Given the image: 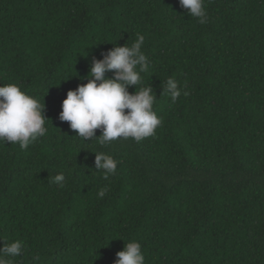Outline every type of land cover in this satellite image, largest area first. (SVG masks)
<instances>
[{"label": "trees", "instance_id": "16d2710c", "mask_svg": "<svg viewBox=\"0 0 264 264\" xmlns=\"http://www.w3.org/2000/svg\"><path fill=\"white\" fill-rule=\"evenodd\" d=\"M205 7L202 25L179 0H0V85L18 84L49 119L27 150L0 144V238L25 246L14 264H114L132 240L145 264H264V0ZM137 33L163 122L140 142H84L59 120L62 101ZM91 152L117 174L104 179ZM60 172L64 188L50 183Z\"/></svg>", "mask_w": 264, "mask_h": 264}, {"label": "clouds", "instance_id": "9594fccd", "mask_svg": "<svg viewBox=\"0 0 264 264\" xmlns=\"http://www.w3.org/2000/svg\"><path fill=\"white\" fill-rule=\"evenodd\" d=\"M187 14L197 18L200 24L208 23L205 0H179ZM145 36L137 33L134 43L129 46L113 45L111 50L102 53L103 59H93L86 77L87 83H81L75 90H69L62 101L59 114L61 122H68L84 142H98L102 147L110 146L117 139H134L140 142L153 137L161 126L162 119L153 110L157 98L154 89L144 85L142 74L151 70L148 56L142 50ZM111 72L112 76L106 74ZM135 88L129 92V88ZM162 93L175 102L181 96V88L174 78L163 82ZM184 96L189 95L187 91ZM127 110V111H125ZM48 118L45 116V103L27 94L18 84L0 85V144H18L21 150L46 137ZM100 135H96V130ZM95 154V169L103 173V178L117 174L118 162L107 152ZM50 183L64 188V172L50 178ZM109 192L108 187L98 191L103 199ZM3 242L0 246V264H14L16 257L22 256L24 242L17 239ZM114 264H145V255L138 241L124 244L123 250L116 253ZM40 256H34L31 264H39Z\"/></svg>", "mask_w": 264, "mask_h": 264}]
</instances>
